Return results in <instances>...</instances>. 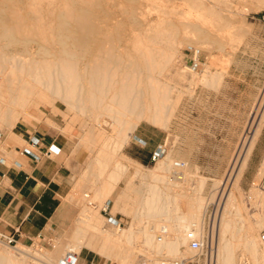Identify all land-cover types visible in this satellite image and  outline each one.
<instances>
[{"label": "rangeland", "instance_id": "obj_1", "mask_svg": "<svg viewBox=\"0 0 264 264\" xmlns=\"http://www.w3.org/2000/svg\"><path fill=\"white\" fill-rule=\"evenodd\" d=\"M11 1L19 5L21 13L18 14V16L20 15L18 17L14 12L16 10L0 11V18H8L11 22L9 24L13 25H10L9 29L0 27L1 55L3 51L12 54L22 50V47L4 48L3 45L10 43L12 39L14 42L33 41V47L29 48H38L39 43L47 48H53V46L58 48L59 45L52 42H56L58 37V33L53 30L58 26L56 17L60 13V8H54L56 6L61 7V11H65L64 13H69L80 19L84 18L83 21L87 20L84 36L88 43L96 47L91 55L86 56L81 50L75 51L78 61L75 56L70 58L72 61L68 59L75 64L72 65L73 69L74 67L78 68L81 78V81L79 78L74 79L80 87H78V90L80 89L78 96L75 98L85 101L84 104L81 103L83 106L78 105L79 110L78 108L77 111L69 109L70 106L67 103H63L53 95H46L50 97V100L49 98H46V102L42 100L39 107L31 105V112L39 116L38 118L22 116L15 123L12 120L4 121L3 118H0L1 134L13 133L16 128L27 127L28 130L53 137L63 147L61 157L63 159L70 157L74 163V187L66 198L78 207V213L73 223L68 229L59 231L50 244H42L37 241L34 245L24 246L31 252L37 250L46 254L47 257H53L55 262L69 250H73L80 253V264H90L93 260L96 264H118L113 258H105L97 252L100 241L94 233L87 236L86 245L82 246L84 239L83 236H79V239L77 237V221L81 218L82 210L87 208L103 217L104 229L118 230L117 225L114 226L111 223L112 218H115L123 229L128 228L131 223L130 217L125 216L121 211L112 214L115 200L127 189L130 180H133L134 188L140 192L137 195L133 193L132 197H138L139 201L143 199L141 193L146 190L145 186L149 184L162 186L148 176L150 175L149 170L162 160L172 163L171 168L168 169L170 173L166 172L168 177L176 175L182 177L178 185L172 186L173 193L186 195L185 198L178 197L177 202L187 205L190 203L187 202L191 197L192 201L197 197L203 198L202 204L205 203L202 207H206V210L204 207L202 208V211L205 210L202 231L209 236L212 233V238L211 236L209 238L212 250L205 246L203 253L195 257L197 253L189 248L187 240V243L181 247L183 254L181 258L159 256L156 259L162 263H172L183 259L182 257H187L191 259L189 264H209L216 250V226L213 222L215 215L218 214L216 213L218 205L214 201V197L218 196V191L226 180L234 157L238 152H242L243 139L249 130L255 110L262 101L261 96L264 94V0H82L83 2L81 0H54V3H52L53 0H49L51 3L45 0L43 4V0H31L32 2L36 1L37 3L34 2L36 5L29 0ZM40 4L45 10H42ZM53 4L55 5L51 6ZM29 5H35V8L31 6L33 11L30 10ZM46 6H49L51 12L54 11L53 16L47 13ZM204 7H209V12L204 10ZM63 8L65 9L63 10ZM37 11L40 14L42 12L44 18L53 19L52 26L46 20L44 29L43 21H38L41 18L38 16H42V14L40 15ZM132 12H136L135 18L132 17ZM34 15H37L39 19L37 20ZM197 16L200 19L198 21ZM20 17L23 20H19L21 24L18 27L16 25L18 21L15 19ZM23 21L25 25L22 24ZM51 27H53L52 36L55 37H53L55 40H51L53 39L50 35ZM197 27L201 28L210 38L206 44H198L196 40L198 38ZM39 30L46 34L41 35ZM103 36L105 37L103 38ZM107 36L110 39H107ZM63 38L66 39V37ZM172 38H176L179 44H177V51L170 67L162 74L158 72L153 74L148 71V63L143 54L150 52L152 48H156L157 51L167 48ZM103 39H105L104 42ZM45 41L48 42L47 46ZM190 44L201 45L203 50V65L198 73L191 72L185 60L184 49ZM100 47L102 50L105 47L111 48L109 50L112 54L107 48L108 52L107 50L98 51ZM46 58L48 61L57 60L55 55ZM93 60L109 65L108 76L111 75V78L115 76L112 83H115L116 80L115 87L118 91L121 82H129V84L135 82L134 85L144 93L152 90L151 79H154L153 85H157L160 81L170 83L173 87L171 101L174 102L175 107L169 122L166 125H155L151 121L144 120L130 133V137L123 147L118 149L116 154H111L115 149L113 146L116 145V141L121 139V125L118 121L121 116L111 118L104 115L101 122L94 118L99 111L94 110L92 106L97 103H91L90 89L88 88L91 76L85 71V64L88 65ZM0 65L2 68L8 67V62H3L0 59ZM206 72L213 74L208 84L201 82ZM1 76L0 74V82L3 79ZM138 82L140 85L137 84ZM81 89H83L82 95L80 94ZM144 97V94H140L141 99ZM32 107L36 108V111ZM84 107L86 111L83 112L80 108ZM99 131L102 133L100 134ZM96 134H100L101 136L97 135L100 138L104 137L99 140ZM14 137L16 138L17 135L14 134ZM1 140L2 137L0 147L3 150ZM14 141L18 145H24L20 139L16 138ZM143 141L153 145L155 149L159 145L163 146V153L160 154V157L151 161L147 159L146 148L139 146ZM105 142H109L111 147L107 144L109 147L107 149L110 152L105 150V153L100 154V148ZM99 161L105 162L106 166L102 167ZM116 162L124 166L125 171L120 170L121 177L119 179H112L113 173L119 171L116 169ZM263 162L264 122L255 147L248 158L247 166L237 184V188L241 190H239L240 193L231 186L238 204L243 206V216L249 218L250 226L254 229L249 239L243 238L239 241L242 243L235 249L234 264H264V204L262 205L263 202L255 198L256 187L259 183L258 171ZM137 163L143 165L142 172L146 173L148 179L138 176L133 178L136 170L134 164ZM203 179L205 184L204 187H201ZM105 189L110 191V194L101 202L99 195ZM171 202L175 204L174 199ZM107 203H110L109 207H107ZM128 203H132V201L129 200ZM137 207H139L138 204ZM140 207L142 206L140 205ZM176 217L177 215L171 214L163 216L162 219H175ZM237 224L240 225L239 222ZM202 231L197 233L203 234ZM187 233L184 234L188 235ZM247 233V231H243L242 235H247ZM76 245L77 247H75ZM5 246L8 245L0 236V249L3 250ZM138 247L144 252H149L141 244ZM55 251H58L57 255L53 254ZM87 254H90V258L86 260Z\"/></svg>", "mask_w": 264, "mask_h": 264}, {"label": "bare ground", "instance_id": "obj_2", "mask_svg": "<svg viewBox=\"0 0 264 264\" xmlns=\"http://www.w3.org/2000/svg\"><path fill=\"white\" fill-rule=\"evenodd\" d=\"M43 1L44 2H42V4L45 3V0ZM34 2L32 3L35 4ZM54 2L55 1L53 0L52 3ZM32 5H29V7H31ZM54 5L55 4L51 6ZM39 6H41V4ZM67 6L69 8V5ZM32 7L31 9L30 8L29 9L33 11ZM41 7L42 10H45L43 9V6ZM54 8L55 9L60 8V13H58L56 17L57 18L56 23L58 26L55 27L54 29L53 27H51L50 31L52 33L50 35L51 38L54 37L52 36L53 30H55L58 33L56 42L52 41L53 44L56 43L59 45V47L56 45L58 48L54 46L53 48L52 47L47 48L45 46H42V44L40 45V43L38 48H29L30 46L33 47L32 44L33 41L25 40L23 42H17V41L14 42L13 39L10 41V43L3 45L4 48L7 49L11 47H22V50L19 52L17 51L16 53L8 54L7 52L3 51V54L2 55L0 54V59L3 62L4 61L8 62V67L2 68V66L0 65V74L2 75L1 77L3 78L2 81L0 82V105H1L0 118H3L4 121L12 120L15 123L22 116L28 118H35V117L38 118L39 116L31 112L30 110L31 105H34L35 107H39L41 105L42 100H44L45 102L47 101L46 98H49L50 100V97H47L46 95L48 96L53 95L63 103H67L70 106L69 109L72 108L75 109V111H77V108L79 110L78 107L79 104L81 103L84 104L85 102L84 100L76 99L80 89L78 90L79 84L78 82L76 84L74 79L79 78L81 81V78L77 70L78 68L75 69L74 67L73 69L72 65L75 64L71 63L72 60L70 58L76 55L75 51L77 50L83 51L85 53V56L89 54L91 55L96 47L95 45L88 43V41L84 36V31L87 28L85 24V22L87 23L86 19H85L86 21H83L84 18L83 19L81 18L82 19L81 20L80 18H77L74 15H71L69 13H64L65 11L64 12L61 11L62 10L61 7L56 6ZM8 9L16 10L14 12L17 15L14 12H12L16 16H18V14L21 13V8L19 7L18 4H14L11 0H1L0 11L7 12ZM49 9L50 8L48 6L46 9L47 13L53 16L52 14L54 13V11L51 12V9L50 10ZM64 9L65 8H63V10ZM203 9L209 12V7H204ZM67 12L69 11L67 10ZM38 13L40 14V12ZM33 14H37V13H33ZM43 15L44 14H42V16H38L39 18L41 17L40 19L37 18V15L34 16L37 18V20L39 19L38 20L39 22L40 20L43 21V25H44L43 28L45 27L44 22H46V20L48 21V23L50 22L52 26L54 20L46 19L44 18ZM21 17L19 19H15L19 22V23L17 22L16 24L18 25V27L20 26L19 24H21V21L19 20L20 19L23 20V18ZM132 17L134 18L136 17V12H132ZM198 18L199 16H197V21L200 20ZM24 21L22 22L23 25H25ZM9 23L11 22L8 18L7 19L0 18V27L6 29L11 25ZM41 31L42 30H39V32ZM44 31L47 32V30ZM50 31H48V33H50ZM43 34L46 33H42L41 35ZM196 34L198 37L196 39L198 41V44H206L207 42L210 41V38L199 27H197ZM63 37H66L67 41L66 39L64 40ZM104 37L105 36H103V38ZM54 38L51 40H55ZM44 39L47 40V38ZM91 39H93V37H91ZM107 39L110 38H108L107 36ZM104 40L105 39H103V42ZM46 43L48 42L45 41V44ZM177 44H179L177 39L172 38L167 48L160 49V51L159 50L157 51L156 48H152L153 47L152 46L150 52L148 53L146 52L145 54H143L145 60H147L148 63V67H147L148 71L152 72L153 74L154 72H158L161 74L164 73L167 70V68H169L170 65L172 64L174 55L176 54L177 51L176 48L178 47ZM107 45L109 47V44ZM198 47L202 48L201 45H198ZM101 48L102 47H100L98 51H105L107 49L111 50V48H107V47H105V49L103 48V50ZM110 50L109 53L112 54ZM155 51H157L158 53L157 52L155 53ZM107 52L106 54H108ZM52 55H55L57 57L56 61L53 60L48 61V59L46 58ZM68 59H70L71 61H68ZM76 59L78 61V57ZM90 62L91 63H88V65L85 64L86 65L85 71L91 76L90 83L88 86V88L90 89L91 103L92 102L97 103L95 105L96 107L93 104L92 106L94 110L96 109L97 111H99L94 118L97 121L101 122L103 121L101 118L104 115H107L111 118H118L119 116H121V118H118V121L121 125V131H120L121 139L116 141V145L114 143L115 146L113 147L115 149L113 148L114 151H112L111 154L113 155L116 154L117 153L116 151H118V149L120 150L123 147V145L127 142V139L130 137V133L133 132V130H135L144 120L151 121L155 125H166V123L169 122V120L173 115L174 107H175L174 102L171 101L172 100L171 94L173 91V87L170 83H164L160 81L157 85H153L154 79H151L150 83H152L151 84L152 90L150 92L144 93V91H142L139 87L134 85L135 82L133 84L132 82L130 84L129 82H124V83L121 82L122 84L120 83L121 85L119 86V91H118L116 90L115 87L116 80L115 83H112V81H114L115 76L112 78L111 75L108 76L109 65L96 60ZM212 76L213 74H210V72H206V74L204 73L201 82L208 84L212 79ZM137 84H139V82ZM82 90L83 89H81L80 91L81 95L83 94ZM140 94H144L145 96L144 99L140 98ZM261 97H262V101L259 104V106L256 108L255 115L250 122L249 130L247 134H245L246 136L243 139L242 152H238L234 157L230 171L226 177V180L222 184L220 191H218L219 192L218 196L217 197L213 196L214 201H216L218 205L217 206L218 210L216 212L218 214L215 215L213 222L214 226H216V231H215L216 250L209 264H234L235 249L240 247L242 243V242L239 243V241L243 238L249 239L251 237V234L254 232L253 227L250 226L248 220L249 218L247 219L244 217L245 215L243 216V210H244L242 208L243 206L241 207L238 204L235 192L231 189V186L235 187L238 193H240L239 192L240 189L237 188V184L241 179L243 171L247 166L248 158L255 147L256 141L260 135V131L264 122V94ZM80 110L84 112L86 111V108L85 107L80 108ZM101 133L102 132H100V134ZM100 134H96V136L97 135L101 136ZM98 138L99 140L102 139L100 137ZM106 142L103 145V147L101 146L102 148H100L99 151L100 154L105 153V150L107 151L109 150L107 148L111 147L109 145L110 141L108 143ZM107 144L109 145V147H107L108 146ZM54 146H55L54 149L56 151L60 149L56 145ZM159 151L160 153H157V158L160 157L161 153H163V147H160ZM108 152H110V150ZM99 163H101L102 167L106 166L105 162L103 161H99ZM171 164H172L171 162L166 163L165 161L160 160L155 167L149 170L150 175L148 176L152 177V180L159 182L162 186L158 184H149L145 186L146 190L143 191V193H141L143 198L142 201H139L137 196H136L137 198L132 197L133 193H135L136 195L137 193H140L137 192L138 190L134 188L132 182L133 180L132 181L130 180L128 182L127 189L124 190V192L118 198H116L114 206L112 207V214H116L117 211H121L125 216L130 217L131 223L128 228L123 229L121 226H116L114 224V221H116V219L112 218L113 221H111V223L114 226H116V228L118 227V230L114 231L110 229H104L103 228L104 220L101 215H99L97 212L93 213L87 208L82 210L81 218H79L76 225V232L78 239L79 236H83L84 239L82 241V246L86 245L85 239L87 238V236L90 233H94L100 241L97 252L105 258H113L114 260L117 261L118 264H172L173 262L172 263H162L161 261L159 262L156 259V257L162 256L166 258L167 257L178 258V259L181 258V256L183 255L181 252V247L185 245L188 240L187 235L184 233L186 232L189 233L191 230H195L196 232L202 231L204 227L203 225H204V215H205L206 207L203 206L205 210L202 211L203 208L202 205L205 203L204 202L202 204L203 202L202 197H197L193 201H192V197L189 198L190 201H188L187 203L189 202L190 203L189 204L186 203L187 205H185V203L183 202L182 203L177 202L178 197L185 198L186 195L172 192V186L178 185L180 180H182V177L178 175L172 177L167 176L166 172L169 171L168 169L171 168ZM134 165L136 167V170L134 172L133 178L138 176L143 179H146L147 178V175H145L146 173L143 174L142 172L143 166L139 163ZM116 169L119 171L113 173L112 179H119L121 177L120 170L125 171L124 166H122L118 162H116ZM258 178H259L258 180L259 183L258 186L256 187L255 198L259 199L260 202L262 201L263 202L262 205H263L264 204V162L258 171ZM201 184H202L201 187H204L205 184L204 179L201 181ZM109 194L110 191H108L107 189L102 191L99 195V201L102 202L103 200H105L106 197L109 196ZM173 199L175 201V204L171 202ZM129 200L132 201V203H128ZM259 200L257 201L259 202ZM137 204L139 205V207L140 205L142 207L140 208L137 207ZM201 211L204 213L202 214ZM171 214H175L177 215V217L175 219H171V218L162 219L163 216H169ZM238 222L240 223V225L237 224ZM258 225L260 226V224ZM164 231H166V234L162 238V241H159V236H157V234L160 233L161 235H163ZM243 231L244 232L247 231L248 232L247 235L244 234L243 236L242 235ZM211 234L210 236L212 238ZM214 238L215 237L213 236V239ZM139 244H141V246L144 247L145 249L149 250V252L146 251L144 252V250L138 249ZM19 246L20 245L12 248H10V246L9 247L5 246L3 250H1L2 249L1 248L0 264H58L59 260L55 262L52 259L53 257L51 258L47 257L45 256L46 254L44 255L43 253L37 250L31 252L30 249L26 248L24 245H22L21 247ZM75 247H77V245ZM182 258L184 259L187 257H182Z\"/></svg>", "mask_w": 264, "mask_h": 264}, {"label": "crops", "instance_id": "obj_3", "mask_svg": "<svg viewBox=\"0 0 264 264\" xmlns=\"http://www.w3.org/2000/svg\"><path fill=\"white\" fill-rule=\"evenodd\" d=\"M14 134L24 142L23 146L14 143ZM32 138L40 139L38 149H31ZM1 143L0 233L14 236L22 245L37 241L50 244L59 231L70 227L78 213L77 205L66 199L74 187V163L70 157H61L63 147L56 139L27 127L16 128L12 134L3 133ZM143 143L139 146L146 148L145 156L150 161L160 153V145L155 149ZM51 145L59 147L61 153L44 155ZM29 149L31 153L26 154ZM85 258L89 259L90 254Z\"/></svg>", "mask_w": 264, "mask_h": 264}, {"label": "built area", "instance_id": "obj_4", "mask_svg": "<svg viewBox=\"0 0 264 264\" xmlns=\"http://www.w3.org/2000/svg\"><path fill=\"white\" fill-rule=\"evenodd\" d=\"M184 56H185L186 62L188 63V69L191 72L198 73L199 71H201L202 65H203L202 48L196 45L190 44L184 49ZM1 137H2V134L0 133V139ZM39 146H40V139L32 138L30 141L31 149L33 150L38 149ZM54 147H55L54 145H51L47 150L44 151V155L46 156L59 155L61 153V150L59 149L58 151H56ZM30 151L31 150L29 149L28 151H25V153L30 154L31 153ZM156 158H157V155L153 157V160H155ZM109 206H110V203H107V207ZM111 221L113 220L111 219ZM114 224L117 226H120V224L117 221H114ZM163 233H164L163 235L161 234L159 235V241H162V238L166 234V231H164ZM0 236L5 240L6 244L10 247H16L18 245L17 240L14 236H6L1 233H0ZM187 236H188L189 248L193 252L197 253L195 257L203 253L205 246L212 250V245L211 243H209V234L206 235L205 232H203V234H198L195 230H191ZM263 242H264V236H263ZM190 261L191 259L184 258L181 260H176L172 264H189ZM80 263H81L80 253H77L76 251H73V250H69L58 261V264H80ZM90 264H96V263L93 260ZM109 264H113V263H109Z\"/></svg>", "mask_w": 264, "mask_h": 264}]
</instances>
